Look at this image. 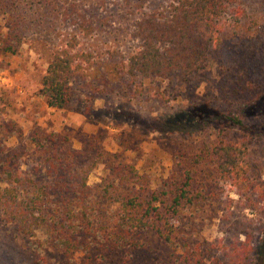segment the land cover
Listing matches in <instances>:
<instances>
[{"label":"rangeland","instance_id":"rangeland-1","mask_svg":"<svg viewBox=\"0 0 264 264\" xmlns=\"http://www.w3.org/2000/svg\"><path fill=\"white\" fill-rule=\"evenodd\" d=\"M9 1L0 0V50L1 34L7 32L2 9L6 12ZM175 1L57 0L56 7H38L28 15L15 43L18 52H0V160L12 158L25 176L52 185L56 177L44 160L48 153L65 160L69 151H80L79 160L65 161L68 177L76 176L77 184L86 181L98 198L120 177H113V170L128 176L121 187L139 174L158 189L181 175L178 161L214 146L216 112L264 98V0H236L229 7L227 39L203 74L177 73L162 81L128 72L141 47L137 23L167 11ZM69 42L78 43L73 53L84 61L72 83V103L56 111L40 96L41 82L54 54ZM234 88L241 91L240 101L226 97ZM255 123L264 121L250 117L249 124ZM249 159L257 189L239 194L223 185L199 205V212L182 217L177 254L192 257L190 264H251L262 250L264 134L254 139ZM92 221L106 237L110 219L96 215ZM137 238L146 245L140 251L115 256L95 246L73 261L53 251L52 264H172L152 231ZM21 244L17 228L0 220V264H31Z\"/></svg>","mask_w":264,"mask_h":264},{"label":"trees","instance_id":"trees-1","mask_svg":"<svg viewBox=\"0 0 264 264\" xmlns=\"http://www.w3.org/2000/svg\"><path fill=\"white\" fill-rule=\"evenodd\" d=\"M10 1L4 6L6 12L2 9L7 26V32L1 34L4 46L0 52L4 55L18 52L15 43L22 37L28 15L32 16L38 7H56L59 3ZM235 1L176 0L167 11L143 16L136 33L141 47L130 59L128 72L162 81L177 73L185 77L203 74L212 54L227 39L228 9ZM77 45L69 42L54 54L41 82L40 96L56 111L72 103V83L84 61L81 54L73 53ZM232 92L226 97L241 96L239 89ZM216 113V144L178 161L181 175H174L158 189H152L147 178L139 174L121 187L128 176H121V169H117L112 176L120 177H115L96 198L86 181L77 184L76 176L68 177L65 161L79 160L80 151H69L65 160L48 153L44 160L54 169L49 174L56 177L52 185H40L25 176L12 158L0 160V220L17 228L22 253L28 255L31 264H52L53 251L71 261L81 250L90 253L95 246L109 248L115 256L121 251H140L146 245L137 236L147 231H152L168 249L172 264H190L192 257L177 254L184 214L199 212V205L223 185H230L239 194L259 185L249 152L254 139L264 134V123L254 125L249 120L264 121V98L240 102L231 110ZM96 215L110 219L106 237L104 228L93 224ZM250 262L264 264V245Z\"/></svg>","mask_w":264,"mask_h":264}]
</instances>
